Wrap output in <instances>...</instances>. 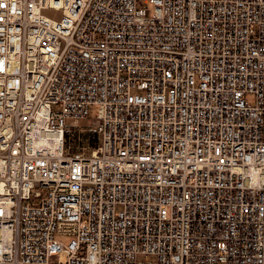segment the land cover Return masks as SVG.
Segmentation results:
<instances>
[{"label":"built area","instance_id":"built-area-1","mask_svg":"<svg viewBox=\"0 0 264 264\" xmlns=\"http://www.w3.org/2000/svg\"><path fill=\"white\" fill-rule=\"evenodd\" d=\"M0 264H264V0H0Z\"/></svg>","mask_w":264,"mask_h":264},{"label":"rangeland","instance_id":"rangeland-1","mask_svg":"<svg viewBox=\"0 0 264 264\" xmlns=\"http://www.w3.org/2000/svg\"><path fill=\"white\" fill-rule=\"evenodd\" d=\"M147 16L148 17H151L152 16V11L151 10H148L147 11ZM42 15L50 20H53V21H59L60 18H61V13L57 10H44L42 11ZM252 97L248 96L247 97V104L249 105H252ZM90 114H89V119L91 121H93L95 119V111L94 109H90ZM87 121H79L77 123V127L80 128V129H83L84 127H87ZM56 239H59V241H61L63 244H67L69 242V238L67 237H56Z\"/></svg>","mask_w":264,"mask_h":264}]
</instances>
